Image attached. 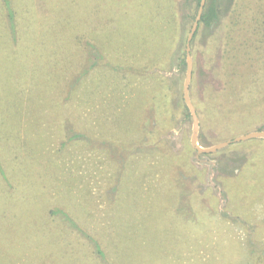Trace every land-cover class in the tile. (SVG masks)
Wrapping results in <instances>:
<instances>
[{"label":"rangeland","instance_id":"rangeland-1","mask_svg":"<svg viewBox=\"0 0 264 264\" xmlns=\"http://www.w3.org/2000/svg\"><path fill=\"white\" fill-rule=\"evenodd\" d=\"M16 1V44L0 13V135L18 164L12 169L2 152L0 160L15 186L0 184V264H256L248 239L254 238V228H264V138L199 153L191 143L193 119L183 97L187 61L183 70L176 62L169 77L176 81V104L180 107L184 100L190 116L178 114L166 131H149L144 137L167 145L170 154H139L131 161L132 154L126 158L121 145L111 141L129 142L127 155L142 145L141 107L152 97L134 78L129 84L108 86L105 62L71 89L65 105L59 104L73 74L67 70L65 77L52 76L61 67V45L68 38L64 26L84 30L87 26L78 21H91L92 36L106 49L105 41L117 28L116 61L136 69L140 55L151 62L148 56L159 53L169 40L161 41L160 34L170 0H123L138 11L119 15L115 28L100 14L108 0ZM112 1L122 8L120 0ZM236 1L229 9L221 1L224 22L217 29L230 23L235 7L233 40L228 42L243 58L231 69V84L220 76L229 46L226 33H211L202 25L192 40L190 95L199 116V141L206 147L264 130V39L260 42L255 31L264 27V9L256 7L263 0ZM94 3L99 9L92 13ZM195 5L196 0L178 2L182 26H192ZM252 9L263 24L257 29H249ZM99 22L112 32L97 28ZM240 23L246 29L239 33L235 29ZM210 41L216 43L214 53L208 49ZM207 59L211 62L205 64ZM76 116L74 128L82 122L87 130L89 124L91 132L100 135L98 145L110 140L119 153L109 146L108 151L63 146V122ZM148 143L147 149L153 145ZM120 153L123 162L117 159ZM171 169L175 176H170ZM58 210L81 221L77 223L89 235L96 234L103 261L85 233L64 221Z\"/></svg>","mask_w":264,"mask_h":264},{"label":"trees","instance_id":"trees-1","mask_svg":"<svg viewBox=\"0 0 264 264\" xmlns=\"http://www.w3.org/2000/svg\"><path fill=\"white\" fill-rule=\"evenodd\" d=\"M180 0H170L169 1V6H168V11H169V17L167 20H165L163 27L161 28V36L162 40L169 39L168 41H163V47L157 52L155 56H148L151 60V62L148 61L146 57H144L145 54L140 55V65L136 69H133L134 66H131L130 68L128 67L129 65H124L123 63H120L116 60H118L117 55H116V49H117V43L120 42V40H116L117 35L119 36V31L117 28H115V25L117 24V20L119 15H121L123 18L126 17V14L128 11L131 12H137L138 8H133V3H124L123 0H120L121 2V7L122 8H117L118 6L116 5L117 2L108 0L106 4L107 5V10L105 13H101L102 16L106 19L109 24V28H115V30L112 32L109 28L110 32H112V35L109 36L107 41H105V46L107 47L104 48L103 45L98 44L99 39L96 36H92L91 32L92 30V22L87 21L84 17V20L82 21L81 19L78 21L81 22L82 24L84 23L85 26H87L84 30H78L75 27L71 25H66L64 26V34L68 36L65 40L62 42V49L60 53L61 57V67L56 69V74L52 76H60L62 77L67 76V70H72V75L68 74V84L66 87V91H61V102L59 104L62 106L63 104L65 105L67 99V95L71 91V89H77V85L81 84L84 80H86V76L91 72V70L97 66L99 63L101 65H104L107 63V70H108V75H110V79L108 82H111V86L114 87V85L119 82L120 84H129L132 82L133 78L134 81L138 84H140V88L145 90V91H150L151 92V97L152 100L144 106L141 107V114L139 118V128L142 131L143 136L140 137L138 140L135 139L131 144L135 143L136 140L141 141L142 140V145L138 146L136 149H134L133 153H129L127 155L128 147L127 144L129 142H122L111 140L114 143H119L121 145L120 150H124L126 155V158L132 154L131 161H135L136 155L139 156V154H146V155H151L156 157L155 155L160 154H170L167 152L169 149L167 145H163L161 142H155L154 139L149 140L148 137L144 139L145 135L150 131V134H159L162 131H166L170 126V122L173 121L178 114L180 115H185V117H189V111L186 105L184 104V100L182 105H180L181 112H179L180 107L176 104V98H175V90L176 89V81L172 80L173 77H169L171 73L174 72L175 69V64L177 62V68L178 69H185L186 67V38H187V33L191 27L190 25L182 26L181 21L179 19L178 15V8L177 4ZM201 0H196V5L195 8L192 9L191 13V19L194 20L195 16L197 14L199 5H200ZM222 0H207L206 5L204 8V12L202 14L201 20L199 22L198 29L195 33L194 38H196L201 30V26L204 25V27L208 30V32H215L222 24H223V16H222V5H221ZM225 1V6L227 9L231 5L235 4L236 0H224ZM239 1H236V8ZM123 4L127 5V7H123ZM112 5V6H111ZM117 7H116V6ZM259 6V7H258ZM136 7V6H135ZM258 9H264V0L261 2H258L256 5ZM99 9V5L97 3H94V7L92 10V13L96 12ZM119 9V10H118ZM235 7L233 8L232 11V17L230 18V23L222 28L217 30L216 32H225L226 34V43H229V38L230 41L233 40L232 37V31L234 30V25L232 22V19L235 18L236 14L234 13ZM123 14H119V13ZM254 9H252V16L248 20V23H251V26L249 29H257L261 27L264 24H259L260 20L257 19L253 15ZM0 13L2 14V18L4 20V23L6 24V27L10 30V35L14 36V41L15 44L18 41V36L20 33V21H19V8L17 6V1L16 0H0ZM108 13V17H106V14ZM264 15V11L262 12ZM5 14V15H4ZM90 15V13L88 14ZM241 22L246 23L247 19H242ZM101 29V31H104L106 29L105 23L99 22L97 23V28ZM264 26V25H263ZM264 28V27H263ZM263 28L261 30H255L257 34L261 35V40L262 42L264 39V35L262 34ZM246 29V26L244 24L239 25L236 31L240 33V31H243ZM105 30V32L107 31ZM19 31V32H18ZM108 31V32H109ZM68 33H71L70 35ZM115 34V35H114ZM96 37V38H95ZM166 42V43H165ZM179 46V49H178ZM79 48V49H78ZM208 49L212 50L214 53V49L216 50V43H209ZM79 51V52H78ZM109 51L111 55H107L105 52ZM225 53L223 55V63L221 64V80L225 81L226 84L230 83L231 81L233 82L234 79L231 78V73L234 71L233 67L236 66L237 60L240 57L241 60L243 58V54L239 49H235L232 46V43H229V46L226 48L225 47ZM263 53L260 52V59L264 61V56H262ZM261 56L263 58H261ZM257 60V59H256ZM239 61V60H238ZM208 59L206 60L205 64L210 63ZM15 69H18L17 66H13ZM231 69L233 70L231 72ZM66 74V75H65ZM175 74V73H173ZM12 74L7 75L6 77H10ZM20 76V75H19ZM47 78V77H45ZM84 79V80H83ZM57 81V80H56ZM17 82V81H16ZM231 82V83H232ZM230 83V84H231ZM73 89V90H74ZM122 89L120 90V92ZM119 92V93H120ZM118 93V94H119ZM2 94V93H1ZM0 94V97H1ZM182 102V101H181ZM204 103L201 102V105ZM118 104L114 106V108H117ZM115 108V109H116ZM120 109V108H117ZM144 109V110H143ZM147 109V110H146ZM2 110V109H0ZM146 110V111H145ZM144 112H146L144 114ZM112 115V113H111ZM67 119V118H65ZM78 116H76V119L71 118V120H65L63 122V127L62 131L65 134V140L62 142L63 146L67 145H75L76 147H80L85 149H93V148H102V150L108 151L109 148L111 152H118V150H112L111 146L113 143L108 140L105 142V145L100 144L98 145L97 140L100 139V135L97 136L95 133L96 132H91L89 124L87 125V130L82 128V122L81 124L74 128L76 126V122L78 121ZM150 128V129H149ZM0 135V159L1 156H3L2 152L5 153L6 157L5 160L9 162V166L14 169L13 165H15L18 168V164H16L17 160V155L13 153L12 149L10 146H8L9 143H7L6 138L1 137ZM144 139V140H143ZM95 141V142H94ZM153 142V145H150L151 148L149 147L148 149L145 148L146 145H148V142ZM98 145V147H97ZM109 146V148H108ZM115 147V146H114ZM167 149V150H165ZM119 153V152H118ZM121 154V153H120ZM123 154L120 155L117 159H119L121 162H123ZM135 154V155H134ZM115 156V155H114ZM167 156V155H165ZM174 165V164H173ZM172 165V168H173ZM124 167V166H123ZM171 174L170 176H175V170L171 169ZM113 173H116L114 170L112 171ZM113 173L111 175H113ZM12 174H8L6 171L5 167L2 164V161L0 160V184L3 182L5 185H12L15 186V182L12 181ZM3 177V179L1 178ZM18 180V179H14ZM8 194V193H7ZM8 203V200L6 201ZM66 212V211H65ZM64 211L60 212L58 210V213L61 214V217L64 221H71L72 226L79 231L80 233H85L84 237L87 239L93 246H96L98 248V257L104 260V251L102 249V246L100 247L99 239L96 236V234L89 235L88 231H84L78 223L82 224L81 221L74 220L71 216L65 213ZM77 217V216H76ZM78 222V223H77ZM71 226V227H72ZM72 227V228H73ZM255 234L254 238L249 237V244L251 247V252L255 256V262L256 264H261V262H264V228H254ZM99 246V247H98ZM264 264V263H262Z\"/></svg>","mask_w":264,"mask_h":264},{"label":"water","instance_id":"water-1","mask_svg":"<svg viewBox=\"0 0 264 264\" xmlns=\"http://www.w3.org/2000/svg\"><path fill=\"white\" fill-rule=\"evenodd\" d=\"M207 0H201L200 5L197 11V15L194 19V22L191 26L190 32L187 36L186 40V61H187V70L185 74V80L183 85V97L184 100L189 107L193 119V132L191 136V143L192 146L199 152V153H212L219 149H222L224 147H227L233 143H238L254 138H264V130H254L249 131L244 134L238 135L234 137L233 139L225 140L216 144H213L211 146H202L199 141V129H200V123H199V116L198 112L196 110V107L192 101L191 95H190V85H191V79L193 74V58L191 54V45L192 40L195 36V33L198 29L199 22L201 20L202 14L204 12V8L206 5Z\"/></svg>","mask_w":264,"mask_h":264}]
</instances>
